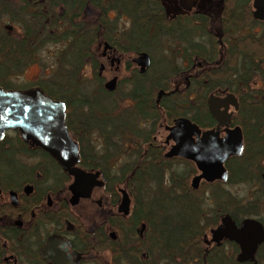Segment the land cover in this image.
<instances>
[{"label":"flooded vegetation","instance_id":"1","mask_svg":"<svg viewBox=\"0 0 264 264\" xmlns=\"http://www.w3.org/2000/svg\"><path fill=\"white\" fill-rule=\"evenodd\" d=\"M34 89L77 160L1 122L0 264H264V0H0V90Z\"/></svg>","mask_w":264,"mask_h":264},{"label":"water","instance_id":"2","mask_svg":"<svg viewBox=\"0 0 264 264\" xmlns=\"http://www.w3.org/2000/svg\"><path fill=\"white\" fill-rule=\"evenodd\" d=\"M105 87L109 89V84L105 83ZM20 96L22 100H14L13 98ZM36 97L39 99L37 100ZM32 98V99H31ZM47 105H44L45 101ZM61 102H52L49 98L43 96L37 89L24 93L3 92L0 90V125L4 122L6 127L14 126L18 122L25 127L26 123H30L36 134L34 139L38 144L44 147L64 168L69 164H73L77 160V152L72 148V143H67V135L63 128L62 114L58 117L55 114H46L49 108L60 105ZM3 110H2V109ZM59 112L60 109L58 110ZM5 116L3 118L2 116ZM44 123H39L40 119ZM54 122L56 126H52ZM188 123L184 119L178 121ZM30 128V127H29ZM68 146V147H67ZM71 147L69 150L67 148ZM68 169V168H66ZM74 175V181H82L88 174H82L79 170H69Z\"/></svg>","mask_w":264,"mask_h":264},{"label":"rangeland","instance_id":"3","mask_svg":"<svg viewBox=\"0 0 264 264\" xmlns=\"http://www.w3.org/2000/svg\"><path fill=\"white\" fill-rule=\"evenodd\" d=\"M55 51H53V49L51 47H48L46 49H42L38 52V59L37 62L38 64H33L29 67H27L24 72L22 73V78L24 79V81H34L36 80V78H38V75H41L42 73H45V68L47 66H51L53 63V58L51 56H49V54L54 53ZM46 60L48 61V63L46 62ZM47 64V65H46ZM47 72V71H46ZM86 76L88 77V75L90 74L89 71L85 72ZM88 79L86 78L84 82V87L87 89H90L93 85V82H90Z\"/></svg>","mask_w":264,"mask_h":264},{"label":"trees","instance_id":"4","mask_svg":"<svg viewBox=\"0 0 264 264\" xmlns=\"http://www.w3.org/2000/svg\"><path fill=\"white\" fill-rule=\"evenodd\" d=\"M105 9H107V8H104L103 7V10H105ZM102 14H101V20H97V24L99 23L100 25H107V24H109V19L106 17V14L104 13V12H101ZM88 33V32H87ZM87 33H86V35H87ZM88 38V37H87ZM94 38V37H93Z\"/></svg>","mask_w":264,"mask_h":264}]
</instances>
